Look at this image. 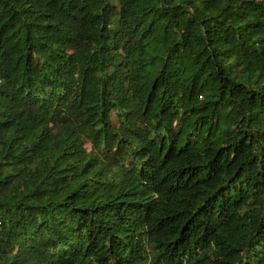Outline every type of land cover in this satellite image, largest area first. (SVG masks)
<instances>
[{"label": "trees", "instance_id": "16d2710c", "mask_svg": "<svg viewBox=\"0 0 264 264\" xmlns=\"http://www.w3.org/2000/svg\"><path fill=\"white\" fill-rule=\"evenodd\" d=\"M0 264H264V0H0Z\"/></svg>", "mask_w": 264, "mask_h": 264}]
</instances>
